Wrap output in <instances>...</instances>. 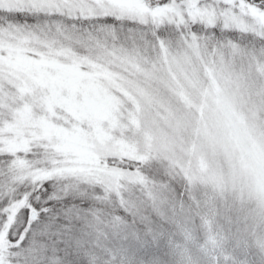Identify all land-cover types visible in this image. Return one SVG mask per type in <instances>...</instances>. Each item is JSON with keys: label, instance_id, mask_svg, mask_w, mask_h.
I'll return each instance as SVG.
<instances>
[{"label": "snow or ice", "instance_id": "obj_1", "mask_svg": "<svg viewBox=\"0 0 264 264\" xmlns=\"http://www.w3.org/2000/svg\"><path fill=\"white\" fill-rule=\"evenodd\" d=\"M0 264H264V0H0Z\"/></svg>", "mask_w": 264, "mask_h": 264}]
</instances>
